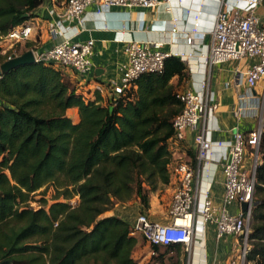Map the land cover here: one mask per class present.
I'll list each match as a JSON object with an SVG mask.
<instances>
[{"label": "trees", "instance_id": "trees-1", "mask_svg": "<svg viewBox=\"0 0 264 264\" xmlns=\"http://www.w3.org/2000/svg\"><path fill=\"white\" fill-rule=\"evenodd\" d=\"M40 1L0 0V39ZM185 74V63L169 55L161 70L140 74L107 104L99 93L91 99L77 91L53 64L35 61L0 75V264H139L132 225L104 213L135 196L146 208L149 192L169 182L168 139ZM73 106L77 121L67 114ZM259 154L248 257L264 264V130ZM48 185L53 201L32 206L30 193ZM151 247L164 262L182 244Z\"/></svg>", "mask_w": 264, "mask_h": 264}, {"label": "crops", "instance_id": "crops-1", "mask_svg": "<svg viewBox=\"0 0 264 264\" xmlns=\"http://www.w3.org/2000/svg\"><path fill=\"white\" fill-rule=\"evenodd\" d=\"M65 1L41 0L32 9L33 15L23 23L31 26L29 35L17 42L16 52L45 49L65 36L70 37L72 41L93 39L90 57L92 64L86 72L78 73L66 67L61 69L65 78L77 91L91 99L99 93L101 102L107 104L112 97L108 83L110 80L121 82L122 67L127 61L126 42L128 40L160 41L161 49L178 56L185 63L186 74L178 83L177 90L202 92V82H205L209 93V104L216 103V106L210 108L195 127L185 128L182 139L175 141L173 163L177 159L196 163L194 135L198 130H203L212 143L208 157L200 164L196 190L200 197L207 190L213 202L220 204L224 192L223 164L232 133L236 129L248 132L257 126H262L264 130V80L248 86L242 76V71L257 58L245 56L239 60L215 63L204 60L221 0H172L171 10H166L162 4L155 7L135 5L99 7L96 3H90L82 13L80 23L76 20H64L63 24L71 27L67 28L65 33L53 36L49 32L48 20L57 18V15L51 14L50 10L52 8L60 10ZM228 1L234 3V0ZM255 11L261 24L264 25V0L256 6ZM194 30L195 38L189 43L186 36ZM198 32L203 33V36L199 37ZM180 53H184L185 57H181ZM177 80V74L170 79L173 83ZM68 111L74 113L75 119ZM67 114L74 121L78 120L76 107H69ZM217 140L221 142L220 145L216 143ZM260 161L259 152L255 155L247 145L242 166L250 171L253 165ZM164 185L165 190L171 191V196L175 185L174 175L170 174L169 182ZM163 197L164 195L158 196L156 192L155 198L150 197L149 204L145 208L135 196L124 202H116L104 214L118 215L132 224L140 211H146L152 219L166 222L167 206L162 201ZM227 208L230 211H237L238 205L231 203ZM134 234L138 242L133 254L139 264H142L149 258L151 245L141 234ZM237 239V236L232 234H224L217 238L214 224L207 223L204 229L198 228L193 235L191 250L188 252L185 249L182 264L189 262L227 264L231 256L236 253Z\"/></svg>", "mask_w": 264, "mask_h": 264}, {"label": "built area", "instance_id": "built-area-1", "mask_svg": "<svg viewBox=\"0 0 264 264\" xmlns=\"http://www.w3.org/2000/svg\"><path fill=\"white\" fill-rule=\"evenodd\" d=\"M261 1L234 0V3H231L228 0H221L211 31L212 38L204 55V60L208 63L239 60L245 56L256 57L257 59L242 71L248 86L264 80V25L261 24L255 11ZM90 3H96L99 7L113 5L155 7L159 4L164 5L166 10H171L172 7V0H66L60 10L54 8L50 10L51 14L57 15V18L48 20L50 34L56 36L65 33L71 26H65L64 20H76L80 23L82 13ZM30 29L31 26L28 24H19L1 36L0 42L6 41L5 46L0 44V54H6L4 60L20 53L15 50L16 44L29 35ZM194 32L195 30L186 36L189 43L195 38ZM198 36L202 37L203 33L198 32ZM160 44V41L128 40L126 42L127 61L122 67L121 82L110 80L108 83L112 93L111 100L124 94L140 74L163 68L164 59L173 54L161 49ZM92 47L91 38L85 41H72L70 37L65 36L48 48L32 49V51L35 61L83 73L91 67ZM8 49L11 51L6 53ZM180 55L185 57L184 53ZM201 89L202 92L192 90L178 92L183 107L173 118L174 133L168 139V149L171 153L169 171L175 177V185L165 212L167 221L154 220L146 211H140L131 224L132 233L141 234L150 245L178 242L190 252L193 235L198 228L204 229L207 223H212L217 238L224 234L236 235L238 238L236 253L231 256L227 264H255V259L249 258L248 255L251 250L250 224L251 209L254 204L256 164L249 171L242 166V161L247 145L255 155L258 154L262 126H257L248 132L236 129L232 133L223 164L224 192L220 204L213 202L207 190L201 197L196 190L200 164L208 157L212 143L203 130H198L194 135L196 163L181 159L173 163V154L176 151L174 143L182 139L183 130L187 127H195L206 112L216 106V103L209 104V93L205 82H202ZM216 143L221 144L218 140ZM243 201L248 202L246 209H242ZM231 203L238 205L237 211H230L227 208ZM156 255L157 251L151 247L149 258L142 264H164L154 257Z\"/></svg>", "mask_w": 264, "mask_h": 264}, {"label": "rangeland", "instance_id": "rangeland-1", "mask_svg": "<svg viewBox=\"0 0 264 264\" xmlns=\"http://www.w3.org/2000/svg\"><path fill=\"white\" fill-rule=\"evenodd\" d=\"M0 44L2 46H5L6 41L3 40L2 42H0ZM68 112L70 115L73 116L72 118L75 119L74 113H72L71 111H68ZM156 192L158 193V196L164 195L162 201L167 206L171 191L165 190V185H160V187L157 188L156 190L149 192V198L153 196L155 198ZM54 194H55V190L52 185L42 186L39 189L30 193L29 203L34 207H39L40 205H43L44 203L43 199L46 198L47 199L46 206H48V204H50L53 201L52 197L54 196ZM77 201H78V195H75L70 199V202L72 204H76ZM116 202H119V201H116ZM116 202H114L113 206L115 205ZM166 256L168 257L166 260V264H182L184 262V257H185V248L181 247L179 250H176V249L170 250L167 252Z\"/></svg>", "mask_w": 264, "mask_h": 264}, {"label": "water", "instance_id": "water-1", "mask_svg": "<svg viewBox=\"0 0 264 264\" xmlns=\"http://www.w3.org/2000/svg\"><path fill=\"white\" fill-rule=\"evenodd\" d=\"M24 15H26V13ZM33 62H35L33 51L32 49H27L19 54L14 55L12 58L0 62V75L4 71L9 70L13 67ZM247 205L248 202L243 201L241 203L242 209H246Z\"/></svg>", "mask_w": 264, "mask_h": 264}]
</instances>
